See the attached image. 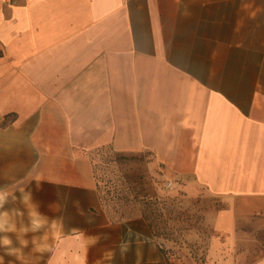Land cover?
I'll list each match as a JSON object with an SVG mask.
<instances>
[{"label": "crops", "instance_id": "obj_1", "mask_svg": "<svg viewBox=\"0 0 264 264\" xmlns=\"http://www.w3.org/2000/svg\"><path fill=\"white\" fill-rule=\"evenodd\" d=\"M103 146L217 197L191 264H236L239 221L264 216V0H0L1 201L46 195L44 264H170L143 217L103 203Z\"/></svg>", "mask_w": 264, "mask_h": 264}, {"label": "rangeland", "instance_id": "obj_2", "mask_svg": "<svg viewBox=\"0 0 264 264\" xmlns=\"http://www.w3.org/2000/svg\"><path fill=\"white\" fill-rule=\"evenodd\" d=\"M91 158L109 211L148 214L166 241L162 246L170 264L200 260L211 235L205 212L222 205L217 197L187 194L148 150L118 152L103 146L94 149ZM45 199V194L32 193L0 199V264H44L59 229ZM239 236L236 264H250L264 253V216L240 220Z\"/></svg>", "mask_w": 264, "mask_h": 264}, {"label": "trees", "instance_id": "obj_3", "mask_svg": "<svg viewBox=\"0 0 264 264\" xmlns=\"http://www.w3.org/2000/svg\"><path fill=\"white\" fill-rule=\"evenodd\" d=\"M96 179V178H95ZM96 184H97V187H98V190H99V193H100V189H99V186H98V183H97V181H96ZM101 197V196H100ZM107 208V207H106ZM107 210L109 211V209L107 208ZM110 213H111V215L113 216V217H116V218H118V219H120V218H123V219H130V218H135V217H138V216H141V217H143L146 221H147V223H148V225H149V227L152 229V231H153V233L155 234V235H157V236H161L159 233H158V231H156V229H155V224H154V221L152 220V218H150L149 217V215L148 214H146V213H143V212H139V213H136V214H124V213H122V212H120V213H117V210L115 209V211H109Z\"/></svg>", "mask_w": 264, "mask_h": 264}, {"label": "built area", "instance_id": "obj_4", "mask_svg": "<svg viewBox=\"0 0 264 264\" xmlns=\"http://www.w3.org/2000/svg\"><path fill=\"white\" fill-rule=\"evenodd\" d=\"M170 184H171V183H170V182H168V183H167V186H169Z\"/></svg>", "mask_w": 264, "mask_h": 264}]
</instances>
